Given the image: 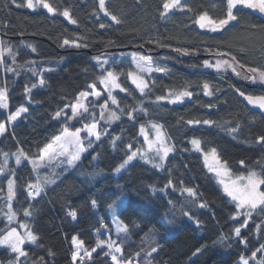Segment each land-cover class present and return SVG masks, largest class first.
<instances>
[{"label": "trees", "instance_id": "trees-1", "mask_svg": "<svg viewBox=\"0 0 264 264\" xmlns=\"http://www.w3.org/2000/svg\"><path fill=\"white\" fill-rule=\"evenodd\" d=\"M48 2L58 9L57 13L50 14L42 7L29 9L26 0H0V89L6 88L8 94V108L0 112V123H6L7 116L20 107L27 108L0 135V166L3 154L23 151L27 156L18 166L11 163L15 218L9 223L1 211L5 201L0 195V230L25 223L38 237L37 243L22 247L26 256L19 264H113L111 255L106 256L110 251L122 262L136 258L139 264H236L241 257L251 259L256 252V261L249 264H258L264 257V252L258 251L264 245V213L255 212L241 229L240 238L247 243L240 244L233 229L243 223L244 217L231 218L235 204L206 170L201 154L192 150L190 141L199 139L203 153L215 148L217 159L234 175L246 174L250 167L257 171L264 167V144L256 142L264 135V112L249 105L237 91L264 95V84L250 80L241 84L228 70L217 72L203 66L204 60L215 64L217 59L231 60L235 56L245 70L264 68V21L243 11L233 25L209 35L194 21L203 12L223 18L226 0H184L182 7L163 19V0H106L108 11L122 20L119 25L100 14L98 0ZM65 8L75 24L59 14ZM253 24L261 27L253 29ZM65 39L69 45H63ZM8 48L14 55L4 51ZM127 52L150 56L154 68L166 69L143 77L149 86L146 94L130 82L132 67L125 60ZM100 55L109 58L104 68L116 72L121 87L127 89L114 91L122 119L115 126L103 128V143L97 142L74 166L61 170L54 184H42L29 161L37 158L40 149L64 127L65 120H54L55 113L74 103L79 93L89 91V84L102 88L101 68L92 61L93 56ZM41 77L44 85L39 84ZM204 83L209 84L212 95H204ZM180 91L192 95L175 103L167 101L171 93ZM157 96L165 99L157 101ZM141 108L147 114L139 111ZM128 112H133V119ZM203 120L213 123H188ZM148 122L162 127L172 153L161 169L134 159L119 174H113L129 155L127 146L131 144V150L140 147L139 126ZM237 125L233 138L225 129ZM112 137L120 138L116 146L111 143ZM242 160L244 165L240 164ZM6 178L0 179L1 192ZM37 182L42 184L43 193L29 197V185ZM189 187L195 196L183 191ZM121 197L123 205L116 214L129 232L117 236L108 206ZM201 204L206 206L202 208ZM174 206L178 208L172 214ZM24 209L31 215L25 216ZM69 210L76 211L75 219L67 214ZM185 212L192 220L185 219ZM168 218L179 221L166 223ZM74 235L91 253L82 262L72 259L70 242ZM113 239L120 244L121 253L107 247ZM98 241L105 243L97 247ZM152 248L157 251L151 253ZM11 260L14 254L0 247V261Z\"/></svg>", "mask_w": 264, "mask_h": 264}, {"label": "snow or ice", "instance_id": "snow-or-ice-1", "mask_svg": "<svg viewBox=\"0 0 264 264\" xmlns=\"http://www.w3.org/2000/svg\"><path fill=\"white\" fill-rule=\"evenodd\" d=\"M19 6V5H18ZM26 7L29 9H36L42 7L43 9H46L48 13H57L58 9L51 5L48 0H26ZM177 7H182L181 0H163L162 3V10L160 11V17L166 18L170 11L172 9H175ZM215 7V5H214ZM241 9H250L254 11H258L262 14H264V0H226L225 2V14L223 18L215 19L209 16L207 12H203L202 14L198 15L195 19V24L199 25L201 29L208 28L212 32H218L221 30H225L227 26L231 24L233 21L238 20L237 12H239ZM99 10L104 13L105 16H109L111 21L114 24H121L122 20L118 18L116 15L110 13L107 9L106 0H99ZM191 11V9H188ZM62 15L65 19H68L70 23L75 24L76 20L71 19L70 11L68 8H65L63 12L59 13ZM101 28H104L105 25L101 24ZM253 29L259 28L261 26L253 24L251 26ZM149 43H152V41H148ZM69 40L65 39L63 41V45H69ZM75 47H81L79 44H74ZM164 46V45H160ZM28 47H32L31 45H28ZM4 51H7L9 55H14L10 48L4 49ZM32 51H36L35 48H32ZM176 51H182L181 49H176ZM184 54H187V50H183ZM217 55L224 56V55H230L228 53H218ZM94 59L97 61V64L101 68V76L99 77V81L101 84L105 86V90L107 91V100L104 104L100 105L101 113H100V119H106L107 123H111L112 121L119 120V115L109 110L108 101L111 102V104L116 105L117 98L113 95L112 89H119L121 92H126L127 89L124 87H121L120 82H118V75L113 70H109L104 68V65L109 64V60L105 59L101 62L99 57H94ZM133 63L136 64L139 72H165L166 69L162 67H153V60L150 56H140L137 57L133 55L132 57ZM203 66L205 68H214L217 72L231 69L233 73H235L237 76L241 75V72L238 71V69H245V66L241 64L235 56L231 57V60L227 59H217L215 64L209 63L208 60L203 61ZM6 71H13L11 68H6ZM35 74V73H34ZM129 77L132 80V83L136 85V88L140 90L142 94H146L145 90L148 89L147 82L142 78L140 75H133V73L129 72ZM244 79L250 80L253 83H260L264 84V68H257V67H248L244 72ZM45 81L41 77L39 80L40 85H44ZM35 87V85H33ZM88 88L92 89L91 92H81L79 93L76 102L72 103L70 105L71 108V115L68 116L64 109L58 110L55 115L54 119H60L65 118L68 121L77 119H83L87 115H89L88 108L81 103L82 99H87L89 95L93 97H100V92H97L95 90L96 86L95 84H89ZM203 90L204 95H212V92L210 91V86L208 83L203 84ZM30 91L29 88H25V92L28 93ZM239 95L244 98L248 102L249 105H252L253 107L259 108L262 112H264V95L259 96H253V95H246L243 91L237 90ZM173 99H169V103H175L178 101H181L184 97H190L192 95L189 91H180L177 93H171ZM7 89L2 88L0 89V109H7L8 108V100H7ZM162 99H165V97L157 96L156 100L160 101ZM69 107V106H66ZM133 111H136L134 109ZM139 111L144 112L147 114V110L144 108L139 109ZM27 112V108L20 107L17 111L10 113L7 116V122L10 124L17 120V118L21 115V113ZM105 112H108V116L105 117ZM129 119H133V112H128ZM189 124H199L203 123L205 125H210L213 122L209 120H203V121H188ZM153 128L157 129V136L155 141H149L148 137L145 135V142L148 144V150L152 151L155 145V158H158L160 161H163L169 154V152L172 151V148L165 145L164 137L162 131H160V126L157 124L152 125ZM98 128V121L93 119V122L91 123H85L83 128H75V131H71L68 127H64L62 130L61 135L54 137L55 145L53 143L46 144L44 148L40 149V156H39V163L35 161H30L33 163L34 168H40L44 166L45 161H53L57 157L62 156L64 157V160L61 161V163L66 162L68 166H74L76 161H79L81 159V155L86 152L89 148H92L94 142L103 143L101 139V134L99 131H97ZM239 128V125L233 128H227L225 129L228 135L233 136L235 138V134L237 133ZM6 130V124L0 123V134L5 132ZM85 132L87 135L82 137L81 133ZM140 133L144 135V127L141 126ZM94 138V140H93ZM119 137H112L111 143L113 146H116V142L119 140ZM85 140L87 143H85ZM256 142L258 144H264V135H261L256 138ZM190 143L194 146V148L197 151H201V141L199 139H192ZM68 146V147H66ZM129 150H131L132 145L129 144L127 146ZM7 155V154H5ZM137 156H140L141 159L145 160V162H151L149 160V157L139 150L132 151L130 155L126 156V159L123 160V162L115 169L116 172H120L121 169H124L126 165L129 164L130 161L134 160ZM211 156L213 159L217 160V163L220 164L219 160L216 156V149H211ZM20 157H24V159H27L26 154L21 151L19 155L16 158L17 164L21 163ZM96 158L95 156L93 157ZM154 158V159H155ZM208 155L205 154V161L207 163ZM241 165L245 164V161H240ZM155 168H160L162 165L159 163H154L153 165ZM3 171V168L0 167V172ZM209 171H215L217 177H220L219 184L223 186V191L226 196L231 198V201L235 204V213L231 217L233 220H236V217L238 215H242L244 217L243 223L240 224L238 227L234 228L233 231L236 235V237H241V229L246 227L249 223V219L253 217V214L255 212H261L264 213V167L260 168V171L255 170V168H248L247 173L245 175L237 176L235 179H232L231 174L229 172L228 166L226 163L220 164V170L209 168ZM227 177V179H225ZM54 180L45 179L44 183H54ZM172 181L169 180L168 184L171 185ZM14 186L15 181L9 179L8 180V202H9V211H8V221L11 223L15 218V212L13 211L11 207V201L14 198ZM29 188L32 189L28 192L29 197L38 196L43 191V186L40 182H37L34 185H29ZM184 192L188 193L189 196H195L196 193L192 188H184ZM122 202V201H121ZM93 207L96 205V201H92ZM206 205L201 204L200 207H205ZM109 209L115 211L116 207V201L114 200L112 204H110ZM69 216H71L73 219L76 218V211L75 210H69L67 213ZM24 215L29 216L31 215L30 211L28 209H24ZM185 216H188V213H184ZM115 219V218H114ZM191 219V217H189ZM117 223V233L118 234H124L127 235L129 232V228L126 225H123L119 221H116ZM199 223V222H197ZM103 226V223L101 224ZM261 226L258 225V228ZM20 228L25 230L24 234H21L17 231L15 227H11L7 230H0L3 231V234L0 235V245H5L7 248L11 250V253L14 254L16 259V264H19L20 258L26 256V252L23 250L22 245H25L26 242L28 243H37L38 237L33 233L32 230L28 228L26 224L21 223ZM72 242L76 250L72 252V259L73 261L77 260L78 254L80 252V249L83 246V242L78 240L76 236L72 237ZM240 244H246L247 241L243 238H240L238 240ZM104 241H98L97 247H102L104 245ZM107 247L111 250L114 247V251L116 253H121L122 249L120 244H117L116 241H109L107 243ZM92 252H95L96 249H92ZM157 251L156 248H152L151 253H155ZM201 251L200 248L196 249V252L199 253ZM258 251L264 252V245H261V247L258 249ZM149 253L148 255H151ZM84 255L90 256L91 253L88 251H85ZM107 255H111V259L113 261V264H123L122 261L118 260L116 255H113L110 251L109 253H106ZM256 257V252L252 253L251 259H254ZM82 259V257H81ZM150 264V262H149ZM241 264H249V260L245 259L244 257H241ZM258 264H264V257L261 258V260L258 262Z\"/></svg>", "mask_w": 264, "mask_h": 264}, {"label": "rangeland", "instance_id": "rangeland-1", "mask_svg": "<svg viewBox=\"0 0 264 264\" xmlns=\"http://www.w3.org/2000/svg\"><path fill=\"white\" fill-rule=\"evenodd\" d=\"M99 1V0H98ZM184 0H181V3L183 2ZM178 9H179V7H177ZM173 10V9H172ZM171 10V11H172ZM170 11V12H171ZM99 12H100V14H102L103 16H105L104 15V13L103 12H101L100 10H99ZM68 20V19H67ZM69 21V20H68ZM0 54H1V51H0ZM124 54H126L125 55V60H127L129 63H130V65H131V69H132V71H131V73H133V75H140V76H142V78L144 77V76H149V75H152V74H155V73H160V72H156V71H153V72H144V73H141V72H139V70H138V68H137V66H136V64L135 63H133V60H132V57H133V55H135V56H137V57H140V56H142V55H140V54H137V53H134V52H127V53H124ZM94 57H99L100 58V60H101V62L103 61V60H105V59H109V58H107L106 56H104V55H100V56H93L92 57V61L94 62V63H96L97 64V61L94 59ZM110 60H111V58H110ZM98 65V64H97ZM99 66V65H98ZM105 66V65H104ZM100 67V66H99ZM226 70H231V69H226ZM238 71H240L239 69H238ZM129 76V75H128ZM237 77H241V75L240 76H237ZM129 79H130V82H131V84L133 85V86H135L136 87V85L135 84H133L132 83V80H131V78L129 77ZM144 79V78H143ZM101 84V83H100ZM101 86H102V88H95V90L97 91V92H100V97H93V96H91V95H89L88 97H87V99H82L81 100V103H83L87 108H88V111H89V115H87L85 118H83V119H80V120H77V119H74V120H71V121H68V120H66L65 118H63L64 120H65V125H64V127L66 126V127H68L69 128V125H73V124H76V126L74 127V128H69L71 131H75V128H83V126H84V124L85 123H91V122H93V119H95L96 121H98V128H97V131H99L100 132V134H101V138H102V136H103V133L101 132V130L103 129V128H105V127H112V126H115V125H117L118 124V122L122 119V115L120 114V112L117 110V104L116 105H113V104H111V102L110 101H108V105H109V110L110 111H114V112H116L118 115H119V120H116V121H112L111 123H107L106 122V119H100V113H101V108H100V105L101 104H104L105 103V101L107 100V91L105 90V86L103 85V84H101ZM92 91V89H90L89 91H87V92H91ZM112 91H113V95L115 96V94H114V91H115V89H112ZM77 99V98H76ZM167 101H169V99H173V97H172V95H170V96H168L167 98ZM246 101V100H245ZM76 102V100L74 101V103ZM247 102V101H246ZM69 107H65L64 108V111H65V113L68 115V116H70L71 115V108H70V105H68ZM252 106V105H251ZM259 109V108H258ZM5 110L6 109H0V112L1 113H4L5 112ZM108 116V112H105V117H107ZM55 120V119H54ZM6 124V129L9 127V125H11V124H13V122L12 123H8V122H6L5 123ZM153 124H157V123H155V122H148V123H145V124H142V125H140L139 126V139H140V147L139 148H136V149H132V150H130V153H129V155L131 154V152L132 151H137V150H139L140 152H143V153H145L148 157H149V160L151 161V162H147V164L148 165H150V166H153L154 165V163H159V164H161L162 166H163V164H164V162H165V160H166V158L172 153V151H173V148H172V145L168 142V139H167V137H166V135H165V133H164V131H163V129H162V127L159 125V124H157V125H159L160 126V131H162V133H163V137H164V142H165V145L166 146H168V147H170V148H172V151L171 152H169V154H168V156L163 160V161H160L158 158H155V145H154V148H153V150L152 151H149L148 150V144L145 142V135L148 137V139H149V141H155L156 140V136H157V129H155V128H153L152 127V125ZM141 126H143L144 127V135H142L141 133H140V128H141ZM63 127V128H64ZM63 128H62V130H63ZM62 130L60 131V133L59 134H57L56 136H59V135H61V133H62ZM1 135V134H0ZM87 134L85 133V132H82L81 133V136L82 137H84V136H86ZM55 136V137H56ZM93 140H94V138H93ZM49 143H53L54 145H55V140H54V138H52L47 144H49ZM85 143H87V141L85 140ZM97 142H94L93 143V146H94V144H96ZM93 146H92V148H93ZM192 147V150L193 151H196V152H198V153H200L201 154V156H202V160H203V164H204V167L206 168V170H208L209 171V168L211 167V168H214V169H218V170H220V164H224V163H222V162H220V164H218L217 163V160L216 159H213L212 158V156H211V152H209V153H203L202 151H197L195 148H194V146L193 145H191ZM66 147H68V146H66ZM44 148V147H43ZM92 148H89L86 152H84L82 155H81V158L85 155V154H87ZM19 151H14L13 153H11V154H7V155H5V154H3V156H2V158H3V163H2V165L0 166V167H2L3 168V171L2 172H0V179L2 178V177H4V176H8V178H6L5 179V182H4V184H5V189H4V192H1V180H0V195H4V204H2V206H1V211H3L4 212V214H6V216H7V214H8V211H9V202H8V180L9 179H11V180H13L14 181V177H13V173H12V171H13V167H12V165H11V163H13V165L14 166H18V165H20V164H17V162H16V158H17V156L19 155ZM205 154H207L208 155V159H207V163H206V161H205ZM40 156V155H39ZM39 156L37 157V158H35V159H32V160H30V161H35V162H37V163H39ZM155 158V159H154ZM20 159H21V162H22V157H20ZM135 159H140V160H142L143 162H145V160H143V159H141L140 158V156H137ZM64 160V157H62V156H59V157H57L55 160H53V161H45V164H44V166H42V167H40V168H34V165H33V163H31L30 161H29V165H30V167L32 168V169H34V171H35V173H36V175H37V177H38V179L42 182V184H45V185H52V184H54L56 181H57V179H58V175H59V172L61 171V170H66V169H69V168H71L70 166H68L67 165V163L66 162H64V163H61V161H63ZM81 160V159H80ZM78 161H76V163H77ZM131 162V161H130ZM75 163V164H76ZM146 163V162H145ZM121 164V163H120ZM119 164V165H120ZM118 165V166H119ZM117 166V167H118ZM161 166V167H162ZM116 167V168H117ZM154 167V166H153ZM161 167L160 168H158V169H161ZM115 168V169H116ZM115 169H114V171H113V174H119L123 169H121V171L120 172H116L115 171ZM230 172V171H229ZM210 173L212 174V176H213V178H214V180H215V182L218 184V186L221 188V190L223 191V186L222 185H220L219 184V179H220V177H217V175H216V172L215 171H210ZM230 174H231V177H232V179H235L237 176H240V175H234V174H232L231 172H230ZM242 175H245V174H242ZM49 179V180H54L55 182L54 183H44V181H45V179ZM225 179H227V177H225ZM14 189H15V186H14ZM163 192H164V190H162ZM224 192V191H223ZM14 196H15V192H14ZM230 198V197H229ZM231 199V198H230ZM13 200H14V198H13ZM13 200L11 201V207H12V203H13ZM123 200H124V198L123 197H121V198H119L117 201H116V207H115V211H113V210H111V209H109V216H110V222H111V225H112V228H113V230H114V233L118 236V235H120V234H118L117 233V223H116V221H119L120 223H122L119 219H118V217H117V214H116V212L121 208V206L123 205ZM122 201V202H121ZM178 207H173V211L171 212L172 214H175L176 212H175V210L177 209ZM238 216H240V215H238ZM187 216H185V219L186 220H192V218L191 219H189V217H188V219L186 218ZM7 218H8V216H7ZM115 218V219H114ZM170 220H174V221H176V222H178L179 220H175L174 218L173 219H170V218H168V219H166V223H168V222H170ZM23 224H25V223H23ZM123 224V223H122ZM27 225V224H26ZM124 225V224H123ZM8 229H10V228H8ZM17 229V231L19 232V233H21V234H24L25 233V230L24 229H22V228H20V225H19V227H17L16 228ZM149 234H154V233H149ZM2 235V234H1ZM74 236H76V235H74ZM73 237V236H72ZM77 237V236H76ZM78 238V237H77ZM78 240H79V238H78ZM112 241H115V239H113ZM26 243H28V242H26ZM25 243V244H26ZM70 244H71V248H72V252L74 251V250H76L75 249V247H74V245H73V242H72V238H71V242H70ZM24 245H22V247H23ZM0 247H6L7 248V246H5V245H0ZM9 249V248H8ZM113 249H114V247H113ZM9 251L11 252V250L9 249ZM88 252H89V250H87ZM72 252H71V255H72ZM82 252H84L85 253V250H84V248H83V246H82V248L80 249V252H79V254H78V256L82 253ZM78 258V257H77ZM249 260V263H250V261H256V259L254 258V259H248ZM124 263L125 264H131V262L130 261H124ZM0 264H16V259H15V256H14V260H11V261H8V262H6V263H3L2 261H0ZM236 264H241V258L240 259H238L237 261H236Z\"/></svg>", "mask_w": 264, "mask_h": 264}, {"label": "flooded vegetation", "instance_id": "flooded-vegetation-1", "mask_svg": "<svg viewBox=\"0 0 264 264\" xmlns=\"http://www.w3.org/2000/svg\"><path fill=\"white\" fill-rule=\"evenodd\" d=\"M243 11L249 12V13H251L252 15L257 16L259 19H261L262 21H264V14H262V13H260V12H258V11L250 10V9H241L239 12L236 13L237 16H238L240 13H242ZM235 22H236V21L231 22V24H230L229 26L233 25ZM196 25H197V24H196ZM197 27H198L199 29H201V28L199 27V25H197ZM205 33H207V34H209V35L216 34V33L208 32V31H206ZM240 70H241V77H237V75H236L235 73H233L232 70H228L227 72H229L232 76H234L235 78H237L238 82H240L241 84H244L245 81H246V79H244V70H245V69H240ZM259 84H260V83H259Z\"/></svg>", "mask_w": 264, "mask_h": 264}, {"label": "built area", "instance_id": "built-area-1", "mask_svg": "<svg viewBox=\"0 0 264 264\" xmlns=\"http://www.w3.org/2000/svg\"><path fill=\"white\" fill-rule=\"evenodd\" d=\"M81 257H82V259H81ZM84 259H85V256L84 255H81L79 257V261H83ZM133 263L137 264V261L136 260H133Z\"/></svg>", "mask_w": 264, "mask_h": 264}, {"label": "water", "instance_id": "water-1", "mask_svg": "<svg viewBox=\"0 0 264 264\" xmlns=\"http://www.w3.org/2000/svg\"><path fill=\"white\" fill-rule=\"evenodd\" d=\"M228 27V26H227ZM202 30H204V31H208V32H212V31H210L208 28H204V29H202ZM223 30H221V31H218V32H212V33H216V34H219V33H221Z\"/></svg>", "mask_w": 264, "mask_h": 264}]
</instances>
